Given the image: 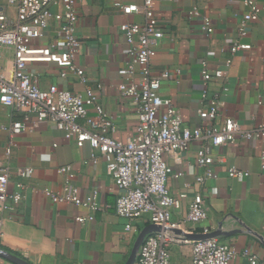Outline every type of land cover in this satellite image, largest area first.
<instances>
[{
  "label": "crops",
  "instance_id": "obj_1",
  "mask_svg": "<svg viewBox=\"0 0 264 264\" xmlns=\"http://www.w3.org/2000/svg\"><path fill=\"white\" fill-rule=\"evenodd\" d=\"M118 0H76L78 21L76 35L81 48L76 63L83 67L90 83H98L99 103L117 126L114 137L128 141L135 134L138 113L130 98L118 89L124 79L122 70L126 56V38L120 26L125 22L144 21L143 13L124 14L114 6ZM142 6L145 0H124ZM261 7L258 19L249 23L248 34L239 37V23L249 7L246 0H155L154 8L164 27L157 55L153 60L154 74L170 71L163 80L160 93L176 105L183 122L192 130L208 121L200 118V111L208 107L201 97L205 88L202 59L208 61V70L214 76L210 90L219 93L224 117H231L247 128L264 120V0H253ZM197 5L211 17L214 31L208 35L201 22L190 19L188 11ZM54 13H63L60 5L51 6ZM12 14L14 9H10ZM249 43L251 48L232 54L229 47L234 40ZM35 46L53 45L63 48L62 29L51 21L45 34L33 43ZM233 58L231 65L227 59ZM15 50L0 47V71L12 77ZM37 74L39 85L48 89L61 82L65 88L85 95V85L68 74L60 81L62 69L56 63L30 65ZM90 116L97 115L94 105L87 107ZM22 122L25 129L14 138L11 166H32L34 174L23 189V200L13 212L4 214L0 231V249L19 256L30 264H125L129 259L140 232L150 225L147 217L130 221L116 212L118 191L107 172V161L102 153L88 143L78 146L47 120L18 111L0 102V158L6 159L5 148L10 139L13 123ZM199 143L187 151L167 156L168 163L183 171L179 178L170 177L168 187L174 194L186 192L188 198L173 218L187 214L188 204L197 195L207 203L208 218L193 225L196 234L219 233L216 238L229 244L239 253L231 264H250L243 255L249 249L264 264V244L251 231L264 237V139L239 140L217 148L216 156L223 159L214 166L217 178L200 183L196 176ZM95 153L96 161L92 154ZM7 160V159H6ZM70 165L68 172L62 167ZM230 165L249 172L239 181L228 175ZM50 187L65 192L72 188L85 198L93 189L99 191L98 202L103 207L94 220L84 223L77 216H89L91 211L73 203H54L38 189ZM10 188L16 189L11 183ZM218 189V193L214 189ZM187 246L173 249V264H182L179 256L187 253ZM190 263L191 249L188 250ZM0 264H14L0 255Z\"/></svg>",
  "mask_w": 264,
  "mask_h": 264
},
{
  "label": "built area",
  "instance_id": "obj_2",
  "mask_svg": "<svg viewBox=\"0 0 264 264\" xmlns=\"http://www.w3.org/2000/svg\"><path fill=\"white\" fill-rule=\"evenodd\" d=\"M155 0H145L142 6L118 0L114 6L126 15L143 13L144 21L125 22L120 26L126 38V56L122 70L123 81L117 85L118 91L131 99L138 113L135 134L128 141L114 137L117 126L112 117L99 103L98 90L101 83L93 86L86 70L75 59L81 48L76 35L78 11L76 0H0V47L15 50V66L12 77L0 71V102L28 115L34 114L39 120L51 122L69 140L78 146L88 143L102 153L107 161V172L114 180L118 191L116 212L128 219L131 230L133 221L147 217L150 224L160 227L144 238L135 264H173V249L176 246H190L189 264H231L238 251L216 237L192 240L187 234H194V227L208 218L209 209L202 195H197L188 204L187 214L173 218V211L182 209L186 192L174 194L168 187L170 177L179 178L183 171L168 163L167 156L187 151L192 144L199 143L196 164L202 170L196 180L204 183L217 178L214 166L223 159L216 156L218 147L239 140L264 139V120L252 128L238 124L231 117H224L219 93L210 90L214 76L208 70V61L202 59L205 88L202 99L208 107L200 111V118L208 121L192 130L181 119L174 102L163 98L160 90L170 71L154 74L153 60L157 55L164 27L154 8ZM248 11L239 23V37L248 34L249 23L259 18L261 7L253 0H246ZM61 5L63 13H54L51 6ZM10 9H14L12 14ZM190 19L201 22V29L208 35L214 31L211 17L193 5L188 11ZM51 21L59 23L62 29L63 48L53 45L35 46L33 43L44 36ZM251 48L249 43L234 40L229 49L232 54ZM264 62V58H263ZM56 63L62 71L60 81L68 74L77 76L85 85V95L65 88L61 82L53 83L48 89L37 82L36 72L30 65ZM233 58L227 59L231 65ZM96 106L97 115L90 116L87 107ZM25 129L22 122L10 127V139L5 148L6 159L0 158V231L4 225V214L15 211L23 200V189L34 174V167L14 169L8 161L13 153L14 138ZM96 161L95 153L92 154ZM71 166L62 167V172ZM228 175L239 181L249 172L230 165ZM11 183L16 189H11ZM54 203H73L91 211L89 216H77L78 222L94 220L95 213L103 207L98 202L99 191L93 189L85 198L78 190L59 192L50 187L38 189ZM218 193V189H214ZM180 231V232H178ZM208 233V231H206ZM250 264H257L258 257L249 249L243 251Z\"/></svg>",
  "mask_w": 264,
  "mask_h": 264
},
{
  "label": "water",
  "instance_id": "obj_3",
  "mask_svg": "<svg viewBox=\"0 0 264 264\" xmlns=\"http://www.w3.org/2000/svg\"><path fill=\"white\" fill-rule=\"evenodd\" d=\"M244 226H246V228L251 231L253 234H255L264 244V237L262 235H260L259 233L252 231V229H250L246 224L243 223ZM160 230V227L155 225V224H150L147 227H145L139 234L136 243L134 245V248L132 250V253L129 257V259L127 260V262L125 264H135L136 259H137V254L139 251V248L141 246V244L144 241V238L146 237V235L152 233V232H156ZM180 232V231H178ZM219 233H202V234H187L186 236L189 239L192 240H200V239H206V238H211V237H216ZM0 255H2L5 259L11 261L14 264H30L28 261H26L25 259L16 256L12 253H9L7 251H4L2 249H0Z\"/></svg>",
  "mask_w": 264,
  "mask_h": 264
},
{
  "label": "rangeland",
  "instance_id": "obj_4",
  "mask_svg": "<svg viewBox=\"0 0 264 264\" xmlns=\"http://www.w3.org/2000/svg\"><path fill=\"white\" fill-rule=\"evenodd\" d=\"M189 249H190V246H187V253L185 255L184 254L180 255L178 258V260H180L182 264H185V262H187V259H189V254H190V252L188 253Z\"/></svg>",
  "mask_w": 264,
  "mask_h": 264
}]
</instances>
